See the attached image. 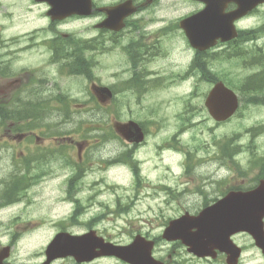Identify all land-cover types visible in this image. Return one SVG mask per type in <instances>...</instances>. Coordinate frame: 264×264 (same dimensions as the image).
<instances>
[{"label": "flooded vegetation", "instance_id": "obj_1", "mask_svg": "<svg viewBox=\"0 0 264 264\" xmlns=\"http://www.w3.org/2000/svg\"><path fill=\"white\" fill-rule=\"evenodd\" d=\"M132 1L138 5V12L125 19V28L118 32L95 28V23L101 21L105 14L96 13L81 18L72 16L60 21L47 18L40 12V6L44 3L35 0H6L0 5L7 13L0 15V19L4 18L10 22L9 27L12 31L9 38L0 39V103H2L0 118H7V124L0 125V204L11 198L15 199V202L1 207L3 212L9 208L10 210L25 209L39 203V199L44 201L48 194L45 188L56 182L62 187L61 192L64 194L60 203L72 204L71 216L65 217L66 220L62 222H56L57 231L75 233L73 230L79 223L72 214L76 213L78 201L67 199L65 196L72 185L86 178L95 169L102 174L108 172L109 149L105 147L103 150V147L108 145L109 139L106 135L109 133V127L103 128V135L96 139L99 143L96 148L86 138H78L81 135L72 126L74 123L72 118L75 116L72 103L77 105L78 101L98 100L99 86L110 87L109 84L115 83L121 86L120 101L131 99L135 102L134 117L142 128L144 139L129 143L120 133L118 144L134 148L130 153L136 157L137 166L128 169L135 178V171L142 178L145 163L139 153L141 148L147 145L152 126H157L152 112L162 105L161 102L147 103L150 95L148 93L153 87H171L191 77L194 79V84L208 82L209 73L205 71L198 77L190 75V63L182 66V69L175 68L172 63L175 57L174 51L168 43L172 38L186 37L182 22L187 15L201 10L209 3L221 5L223 0L197 2L189 0L198 6L184 15L170 13L169 6L167 10L162 11L158 8L161 0H150L147 3L144 0ZM247 2V0H228L224 9H219L220 13L224 17H231L244 11L250 4ZM113 3L95 0L94 7L96 8L98 4ZM243 4L246 6L242 7ZM16 5L22 7L25 12L19 16L11 12L12 7ZM147 11L154 12L145 13ZM260 12H264V3L234 20L238 37L264 38V19L261 24L251 19ZM90 17L97 18L92 23L93 31L71 28L74 22L79 21L78 19ZM14 18H18L21 23L15 24ZM155 23H160V26L150 27ZM62 24H64L63 28ZM3 28L4 25L0 24L1 32ZM110 43H113L112 47L109 46ZM117 43L119 45L114 47ZM111 49H117L119 54L116 71H109L104 64L108 55L111 58L116 55L109 51ZM192 55L194 60L199 56L203 59L202 62L207 63L209 53L193 51ZM155 59H171V63L160 65L164 69L162 74L143 65ZM94 90L98 94L94 93ZM253 96L254 102H264V94ZM61 101H69V104L60 111ZM47 103L49 105L46 108ZM246 135L253 140L254 132L251 127L246 130ZM15 144L20 146L18 151L15 149ZM167 145L169 144L165 139L160 148L165 150L169 147ZM251 147L252 145L246 148ZM126 154L124 148L121 149L116 160L122 167L125 165ZM232 167H235L233 172L230 167L223 176L217 174L205 178L203 189L185 191L188 196L194 193L200 199L198 208L213 202V200L208 202L207 199L220 198L229 190H239L237 168L236 165ZM247 167L251 172L246 176L256 172L255 178L258 176L256 180L264 178V161L253 163L249 160ZM83 186L84 184L79 189L74 187L72 190L77 194L83 190ZM208 187H213L214 194L206 190ZM196 209H193L192 213H196ZM18 219L17 214H10L7 219L8 228L26 229L37 224L32 220L19 222ZM85 227L86 230L91 229V223H86ZM247 238L248 243L253 246L251 239ZM19 240V233L14 231L9 233L6 245L10 247V253L5 256L0 255V264H106L110 258L119 264H129L107 256H98L91 260H80L75 255L67 254L49 255V257L45 251L34 255L36 258L32 262L25 260L17 262L16 259L23 257L14 252ZM174 251L172 249L171 253H154V256L165 264H183L175 259L178 255L174 254ZM189 255L190 259L196 258L192 254ZM225 257V253L219 252L216 259L225 261Z\"/></svg>", "mask_w": 264, "mask_h": 264}, {"label": "rangeland", "instance_id": "obj_2", "mask_svg": "<svg viewBox=\"0 0 264 264\" xmlns=\"http://www.w3.org/2000/svg\"><path fill=\"white\" fill-rule=\"evenodd\" d=\"M103 1L113 3L118 0ZM182 1L161 0L158 8L165 11L169 7H178L179 10L175 14L184 15L187 11L197 6L196 4H191L186 7ZM181 7L183 8L180 9ZM19 9L17 6L15 12H23L22 10L19 11ZM149 12L154 11H147L145 13ZM263 14L264 12H260L253 15L251 17L252 21H257L261 24L264 19ZM143 17L145 18V15ZM87 23V20L78 21L74 22L71 27L81 29ZM159 26L160 23L150 25L152 28H158ZM263 41L264 39L262 38L258 39V45L262 46ZM252 45L253 43L245 45V42L240 44L239 47L241 48L243 46V51L246 54L238 58L225 56L230 54V51L236 48L235 46L231 45L226 48L224 55L219 54L217 58L211 61L210 69L212 73L220 79L233 84L235 87H242L244 79L257 71L256 67L242 64L244 61H248V51L251 50ZM168 46H171L174 51L175 57L172 63H174L175 68L182 69L181 55H184V52H189L188 42L183 37H175L169 40ZM225 47L220 46L215 52ZM255 52L257 54V50ZM115 56L119 59V54ZM187 59L189 60V58ZM105 61L104 64L107 66H109V63L113 64L110 55L107 56ZM262 62L264 63V58ZM164 63H171V59H155L151 62H145L143 65L145 67H151V69L157 70L158 73L162 74L164 69L160 65ZM262 72L264 73V66L260 67L259 75H263ZM193 81V79H188L178 82L171 87H153L152 91L148 93L150 95L147 103L161 102L162 105L152 112L153 119L157 121V126H152L147 145L141 148L139 153L141 154V158H147L145 164L148 165L147 168H143V177L140 185L137 187L136 184H138V181L129 169L111 168L108 171V180L106 182L97 184L92 189L84 188L82 192L77 194V196H80L87 210L82 216L84 218L80 217V221H85V218L88 219L93 215L98 216L99 214H104L105 219L103 221L99 219L100 223L96 224V229L107 239L121 243L128 241L132 233L140 228L142 230L151 229L150 232L152 234H159L162 225L166 224L165 222L169 219L179 216L185 207L195 209V206L198 205V200L200 199L194 193L188 196L185 192L186 190L201 188L200 185L203 182L202 176L213 175L214 177L220 171L227 170L225 168H219V161L215 160V157L220 153L221 142L219 140L223 142L231 135L235 144L239 142L247 145L249 143L250 138L248 136L243 137L239 134L236 136L234 132L244 129L246 125L256 126L258 124L256 120H264V108L258 111L249 108L248 110L242 111L241 114L239 112L236 115V119L216 123L204 107L205 90H209L210 85L207 82L194 84ZM134 106L135 104H133V108ZM126 115L129 116V113L126 112ZM110 120H115V118L111 116L109 117ZM102 121H105V116L102 118ZM190 126L193 127L190 128ZM174 134H177L178 141H185V144L188 143L191 145L194 143L196 145L195 147L190 146V150L195 152L196 155V158H191L190 165L185 160L184 154L176 153L173 147H166L165 150L160 148V145L165 139L172 142V136ZM254 144L255 149L253 155L264 156V134L257 136ZM14 146L18 151L20 146L18 144ZM109 146V152H112V147L115 148L117 145L111 143ZM203 156H206V161L204 162ZM237 158L242 165L247 164L250 153L246 146L244 151L237 155ZM156 160V166H151ZM228 164V166H233L231 162ZM162 167L167 168L164 170ZM94 175L100 177L101 174L97 172L92 173L86 177V180L92 182L90 178L95 177ZM223 175V173L218 174V176ZM251 177L250 175L245 178L238 177V182L249 185V179ZM162 185L168 188L163 189L161 188ZM49 186H52L53 189L49 192L47 189L48 186L45 188L48 192L47 198L44 199L45 201L39 199V203L30 207L25 209L15 208L10 213L0 215L1 243L5 244L8 242L9 233L12 231L20 235V240L14 252L23 255V257L16 259L17 262L21 261V259L33 261L36 258L34 257L35 253L42 251L56 231L57 224L54 222L67 216L72 211V204H57L59 200L64 198V194L61 192L62 187L56 182H53ZM99 189L101 192H98ZM206 190L214 194L213 187H208ZM118 206L119 208L127 207V209L123 213L118 214L115 212ZM10 214H17L19 222L31 219L33 221H40L43 224L35 230L10 229L7 226V219L10 217L8 216ZM76 231L80 232L82 230L77 228ZM238 240L241 243H248L247 237L244 235L238 236ZM162 244L163 250L171 252L174 249V253L178 255L177 259L181 260L180 262L184 264H210L203 260L197 261L190 259L185 253L184 248H179L176 244H166L164 241ZM107 264L118 263L109 261ZM212 264L221 263L220 261H216ZM241 264H264V259L257 250L249 248L244 252V258Z\"/></svg>", "mask_w": 264, "mask_h": 264}, {"label": "water", "instance_id": "obj_3", "mask_svg": "<svg viewBox=\"0 0 264 264\" xmlns=\"http://www.w3.org/2000/svg\"><path fill=\"white\" fill-rule=\"evenodd\" d=\"M71 2L70 4L62 5V7H66L68 9L83 8L85 7V2L83 0H78L77 5H74ZM124 4L119 5L118 10L115 11V18L121 19L124 15L130 13V10H125ZM74 6V7H72ZM89 11V9H88ZM113 15L110 17V21L113 19ZM200 16L196 15L194 21L189 23L188 21L193 20H185L184 24L186 32L189 36L190 42L193 46H196L200 49L207 48L213 44H215L217 38L215 36H201L197 34V30H201L203 23L202 19H198ZM201 22H199V21ZM211 21H207L206 24L211 23ZM198 24L197 28H193L192 25ZM210 29V28H204ZM232 37V35L222 36L221 40H228ZM206 106L210 114L217 120H223L230 116L237 106V98L235 94L225 87L221 83H217L206 99ZM237 206L230 208L229 203L230 199H224L219 203L215 204L211 208L204 209L200 212L199 215L191 218L187 214L170 221L169 225L166 227L163 236L168 239L180 238L183 242L190 244L187 239V235L183 237L184 231L187 229L186 223L191 222L192 226H196L199 228L201 241L199 242V246L205 248L209 246L210 243L216 239L214 233L221 227H229L233 231L237 230H246L251 232L255 238H257V243L262 245V239L256 236L254 233L256 231L262 230L260 218L264 215V196H261L258 193L252 194L249 193L247 195L238 193L237 195ZM188 224V223H187ZM73 239L70 241L64 242L63 240V249L68 253L75 254H110L116 255L118 257L124 258L125 260L131 261L136 264H140L147 260V255H143L141 258L137 257L138 247H142L145 244V241L137 236L135 240L129 244L128 246L115 245L111 242H104L103 238L95 235L94 231H90L86 234L79 236H72ZM140 239L143 241L139 243ZM53 244V243H52ZM51 244V245H52ZM195 245V243H192ZM54 245V244H53ZM100 248V251L96 252L95 249ZM47 252H55V248H49ZM235 261H228L229 264H235Z\"/></svg>", "mask_w": 264, "mask_h": 264}]
</instances>
